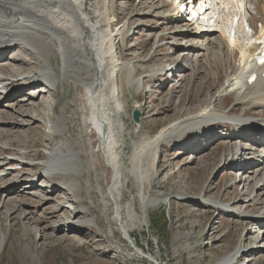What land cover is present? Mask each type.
<instances>
[{
  "label": "bare ground",
  "instance_id": "bare-ground-1",
  "mask_svg": "<svg viewBox=\"0 0 264 264\" xmlns=\"http://www.w3.org/2000/svg\"><path fill=\"white\" fill-rule=\"evenodd\" d=\"M117 1L0 0V224L2 226L7 222L8 230L12 233L16 231L11 229L16 227L14 221L21 217L22 224L26 226L25 236L29 239L32 236L34 239L38 233L39 240H49L56 245L60 242L74 244L78 240L73 236L49 235L44 231H73L77 219L89 228L99 227L96 214L92 213V208L82 195V178L85 173H89L102 213L106 214L110 202L113 211L108 221L114 225V231L119 233L130 251L142 256L144 252L137 247L133 228L146 220L149 211L168 203L166 195L160 198L162 194L157 193L164 188L157 181L160 175V170L156 169L159 148L163 145L173 147L176 143L186 147L188 140H181L191 132L199 134L196 143L207 137H211L209 141L223 137L233 140L232 136L238 132L233 145L226 148L228 144H222L223 151L227 153L221 162L235 160L240 172L252 177L234 178L231 186L239 184L241 190L232 203L243 204L244 207L250 201V207L259 204L264 196V78L260 77L264 66L257 70L258 80L247 84L241 79L245 72L238 57L241 46L230 39L227 31L226 35L225 32L213 37L212 33L216 30L204 20L197 28H206L205 33L191 31L184 20L179 22L180 18L171 2L170 5L162 2L154 5L153 0H140L135 5L137 13L150 8L162 24L177 23L169 29L171 31L162 29V34L165 33L158 36V40L176 38L184 34L182 30H187L196 39L185 44L189 45L188 48L196 47L205 55H195L188 69L184 65L178 66L182 61H188L186 55L182 56L181 62L177 57L175 64L167 63L166 60L163 65L150 70L138 67L135 65L137 61L122 57L121 44L128 41L134 31H131L130 26L125 28L117 25ZM263 9L264 3L258 2L257 16L250 19L253 29L258 24L264 26ZM148 13L145 11V14ZM175 38L173 41H176ZM200 57L204 61L199 60ZM147 59L143 62L151 61ZM202 65L205 67L203 71L199 69ZM186 70H189L187 77L179 75ZM219 70L221 74L217 75ZM198 72L204 75L205 81L211 75L215 76L213 86L218 87L214 95L204 97L205 100L192 111L179 109L178 115L163 124L152 137L131 141L130 154L124 155L126 124L122 115H126V92L138 91L142 79L151 80L158 75L169 74L172 78L169 82L176 78L181 82L174 88L188 85L184 88L188 91ZM221 75L223 82L220 83ZM69 91L72 92L71 101L78 102V109L74 113L79 130L77 137L82 139L85 160H81L67 136V124L63 116L66 106H60V100ZM225 97H229L242 111L241 115L230 117L220 109ZM139 109L135 106V110ZM256 111L257 115L249 114ZM219 122L223 125L228 123L227 133L214 131L215 124ZM211 128L213 131L209 132ZM42 131L47 142L41 144L43 157L40 162L32 164L36 151L29 146L28 139L34 134L42 135ZM256 136L260 138L256 139ZM190 150L196 151L194 147ZM5 153L10 156L4 158ZM202 159L206 157L202 156L199 161ZM244 161L246 165L241 166ZM23 162H32L27 164L26 169H35L37 172L24 173L26 166H21ZM15 169L21 172L17 174L12 171ZM250 169L253 171H248ZM38 177L41 178L39 186L35 182ZM131 183L133 194L125 199L124 195ZM178 189L181 190L180 187ZM177 196L237 216L236 209L228 205L220 206L215 199H206L199 194L191 197L177 193ZM42 202L43 207L40 214L36 215L37 219L33 220L32 210H20L34 205L38 208ZM66 202L67 206L64 205ZM47 208L51 213L61 211L59 219L47 222L45 227L38 229L37 221L46 214ZM259 209L264 212V202ZM262 227L263 224L255 223L254 228H246L243 236L245 240H241L231 252L213 264H239L243 256L242 264H264V256L259 255L264 251V244H258ZM79 233L89 235V242L98 244L95 232L92 235ZM7 237L4 233L0 236V254L5 249ZM250 240L252 244L245 246L244 242ZM112 245L108 246V250L113 248ZM17 250L18 256L20 254L24 260L28 258L31 264H40V258L33 253L30 244L25 243Z\"/></svg>",
  "mask_w": 264,
  "mask_h": 264
},
{
  "label": "rangeland",
  "instance_id": "rangeland-1",
  "mask_svg": "<svg viewBox=\"0 0 264 264\" xmlns=\"http://www.w3.org/2000/svg\"><path fill=\"white\" fill-rule=\"evenodd\" d=\"M139 1L118 0L116 2L118 14L117 25L124 26L125 28L130 26L131 31H134V35L128 41L121 44L123 59L127 60L131 58L133 61H137L135 65L138 67L150 70L158 65H163L166 60L167 63L174 62L173 64H175L177 57L178 61L181 62L183 59L182 56L186 55L188 61H182L178 66L180 68L181 65H184L188 69L190 61L194 59L195 55H205L203 51L198 50L196 47L192 46L188 48L189 45L185 44L186 41L196 39L187 33V30H182L184 34L176 36V38L172 37L166 40L164 38L158 40V36L165 33L163 32L162 34V29L167 28L169 30L177 23L173 21L162 24L153 15L152 10H149L150 8L139 10L137 13L135 11V5ZM161 2L170 5L171 1L153 0L154 5L160 4ZM250 3L253 2L250 1L248 4V7H250L249 12H253V7ZM242 5L243 0H220L219 3L214 5V11L210 13V16L213 15L214 18L210 25H212V29L216 30L215 33H212L213 37H218V34H224L226 31L228 33L232 31L234 42L242 46L248 35L244 27L250 17L247 12L243 11ZM165 9H161V11ZM145 11H149V13L145 14ZM233 16H236L238 19L236 24L231 23ZM182 21L180 20L179 22L181 23ZM129 22L130 25L128 24ZM174 38L176 41H173ZM180 41L184 43H180ZM7 55L9 57L10 53L8 52ZM146 59L151 61L148 63L143 62ZM199 60L204 61V58L200 57ZM199 69L203 71L205 67L202 65ZM219 73L221 74V70L217 72V75ZM179 75L187 77L189 70L183 71ZM222 75L219 79L220 83L223 82ZM209 78L205 81L206 79L202 73H196L189 90L185 91L184 88H187L188 85L184 86L182 84L184 88H174V86L181 84L178 78L173 82H169L172 80L171 74L166 76L158 75L151 80L146 78L142 79L138 91L133 92L128 90L124 95V100L127 104L125 107L126 115H122V119L126 124V131L124 132L126 143L124 155L128 156L130 154L131 141H142V139L152 137L163 124H166L178 115L179 109L183 108L192 111L205 100L204 97L209 98L208 96H213L218 86H213L215 84V76L211 75ZM20 85L22 84L20 83ZM16 86H19V84L16 83ZM70 90H72L71 87ZM71 97L72 92H66L60 100V106H66L63 116L67 124V136L71 143L74 144L75 151L79 152L81 160H85L82 154V139L77 137L79 130L77 121L75 120V113L78 109V102L73 103ZM223 101V106L221 105L220 109L227 113L228 116L236 117L237 115H241L242 111L233 104L229 97H225ZM135 106L140 107L137 110L140 113L139 123H135L132 118ZM230 109H233V111L230 112ZM249 114L257 115V111ZM215 126L214 131L219 130L216 133H227V127L229 125L228 123L223 125L219 122ZM212 131L213 129L211 128L209 132ZM237 133L235 134L236 137L238 136ZM43 134L44 132L42 135L34 134V137L28 139L29 146L33 147L36 155L34 156L33 163L23 162L24 165L22 164L21 166H26L24 168L25 171L22 170L24 173L31 171L37 172L35 169L31 170L26 168L27 164L38 163L42 159L43 152L41 144L47 143L43 138ZM197 135H199L197 132H191L181 140H188L186 141V147L176 143L173 147L163 145V147L159 148L160 152L157 155L156 161L158 165L156 169L160 170V175L157 181L163 184L164 188H161L157 193L162 194L160 198L166 195L168 203L166 206L161 205L149 211L146 220L133 228V237L137 242V247L144 252V255L147 254L146 256L131 252L130 248L127 247V243L123 241L119 233L114 231V225L111 221H108L113 211L112 207H110V202L107 204L106 214H103L101 207L97 204L92 175L85 173L82 178L84 184L82 195L86 204L92 208V213L94 212L93 214H96L97 220L100 223L99 227L91 226L89 228L83 225L84 222L82 220L77 219L75 220V228L73 231L62 232L61 230H57L56 233H51L50 230H45L44 233L49 235L73 236L78 240L74 244L60 242L56 245L49 240H39L38 233L35 235V241L33 236L31 237L32 239H29L25 236L26 226L22 224L21 217H17L14 221L16 227H11V229L16 230L15 232L10 233L7 222H4L2 226L0 224V236L2 233L5 236H9L6 238L5 249L0 254V264H31L28 258L24 260L20 254L18 256L17 248L20 249V246L25 243L30 244L33 253L40 258V264H213L220 260L231 252L241 240H245L243 236L246 233V228H254L255 223L264 225V212H260L261 209H259L262 202H264L262 201L264 200V196L260 199L259 204L253 207L249 206L251 205V201L247 203L248 206L246 207L242 206L243 204L235 205L232 203L241 190V185L239 184L231 186L234 178L252 177L249 174L243 175L242 173L240 175L235 173V171H240V169H235L239 167L234 163L235 160L226 159L225 163L223 161L221 162V158L227 153L223 151L225 149L222 144H228L225 146L228 148L229 145L234 144V140H237V138L233 135V140L231 137H223L221 139L213 138L212 141H209L211 137H207L196 143ZM207 146H209L208 150H205ZM193 147L196 151L190 150ZM9 156V154L5 153L3 157ZM202 156H205L206 159L199 161ZM191 158L195 159L191 160ZM251 170L248 171L251 172ZM12 171H15L17 174L21 172L20 169ZM35 182L39 186L41 184V178L38 177ZM126 191L124 196L125 199H128L133 194L132 183ZM177 193L191 197L199 194L206 199H215L220 203V206L228 205L232 209H236L235 213L237 216L235 214L221 213L218 210H214L211 206H202L190 200H183L177 196ZM42 204L43 202L39 204L38 208L34 205L33 207L22 208L20 210H32L34 212V220V218L37 219L36 215L40 214V210L43 207ZM64 205L67 206L68 203L66 202ZM46 211V214L37 221L38 229L45 227L47 222L58 220V215L61 214V211L51 213L49 208ZM67 213L64 215L66 216ZM29 226L33 227V225ZM89 230H92V232L89 233ZM260 231L262 232V237L260 238L261 240L259 239L260 242L258 244H264V227ZM79 232L90 235L95 232L96 238L99 241L98 244L90 243L89 235L83 236ZM252 242V240L249 242L245 241L244 245L249 246ZM19 244L21 245L19 246ZM111 244H113V248L108 250V246ZM72 245L73 247H71ZM43 246L46 247L44 248ZM42 247L44 249L43 253H41ZM259 255L264 256V251ZM244 258L245 256L241 258L239 264H242L241 262Z\"/></svg>",
  "mask_w": 264,
  "mask_h": 264
},
{
  "label": "water",
  "instance_id": "water-1",
  "mask_svg": "<svg viewBox=\"0 0 264 264\" xmlns=\"http://www.w3.org/2000/svg\"><path fill=\"white\" fill-rule=\"evenodd\" d=\"M132 114H133V121L135 123H138L139 122V112L137 110H134Z\"/></svg>",
  "mask_w": 264,
  "mask_h": 264
}]
</instances>
